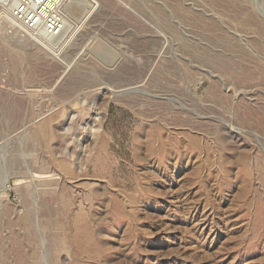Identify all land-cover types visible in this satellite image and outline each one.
Segmentation results:
<instances>
[{
    "label": "rangeland",
    "instance_id": "374dc122",
    "mask_svg": "<svg viewBox=\"0 0 264 264\" xmlns=\"http://www.w3.org/2000/svg\"><path fill=\"white\" fill-rule=\"evenodd\" d=\"M94 2L58 54L0 30V264H264V36L234 0Z\"/></svg>",
    "mask_w": 264,
    "mask_h": 264
},
{
    "label": "built area",
    "instance_id": "2783aa9c",
    "mask_svg": "<svg viewBox=\"0 0 264 264\" xmlns=\"http://www.w3.org/2000/svg\"><path fill=\"white\" fill-rule=\"evenodd\" d=\"M70 0H0V30L7 35L56 39L66 27Z\"/></svg>",
    "mask_w": 264,
    "mask_h": 264
},
{
    "label": "bare ground",
    "instance_id": "6f19581e",
    "mask_svg": "<svg viewBox=\"0 0 264 264\" xmlns=\"http://www.w3.org/2000/svg\"><path fill=\"white\" fill-rule=\"evenodd\" d=\"M237 5V10H239L243 16L242 21L243 24L247 27H254L264 36V20H260L258 14L254 10L255 6L252 5V8L244 5L245 0H234ZM251 5V0H247ZM82 3L83 9L87 10V14L81 19V21L77 23H72L69 15L72 9L76 8V4ZM95 5L94 0H70L65 7L66 13V27L62 35L56 39H45L43 43H46V50L51 51V54H58V51H62L68 43L73 39L76 35L78 29L81 24L85 21L89 13L92 11ZM40 40V39H39ZM49 45V46H48Z\"/></svg>",
    "mask_w": 264,
    "mask_h": 264
}]
</instances>
